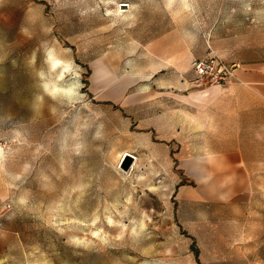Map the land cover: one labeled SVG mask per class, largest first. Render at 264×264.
<instances>
[{
	"label": "rangeland",
	"instance_id": "374dc122",
	"mask_svg": "<svg viewBox=\"0 0 264 264\" xmlns=\"http://www.w3.org/2000/svg\"><path fill=\"white\" fill-rule=\"evenodd\" d=\"M214 25L264 42V0H0V264H264V123L239 135L235 203L200 165L168 166L163 123L124 104L149 85V42L172 53ZM218 130L187 125L185 159Z\"/></svg>",
	"mask_w": 264,
	"mask_h": 264
},
{
	"label": "crops",
	"instance_id": "0c3cea01",
	"mask_svg": "<svg viewBox=\"0 0 264 264\" xmlns=\"http://www.w3.org/2000/svg\"><path fill=\"white\" fill-rule=\"evenodd\" d=\"M220 30L223 27L214 25L208 34L202 32L194 41L183 42L181 48L172 53H156L155 48L166 43L162 40L164 37L149 42V56L155 66L149 71V85L124 99V104L132 102L140 108L148 107L149 124L153 128L154 123H163L166 133L160 142L168 145L165 146L168 166L177 163L188 175L196 176L199 174L197 165H200L202 174L217 178V184L225 179L227 197L240 203L243 202L240 196L247 191L245 175L248 172L243 148L239 147V135L256 123H264V42L260 36L253 46L249 38L243 39L245 43L223 40L217 33ZM208 48L219 61L233 69V78L225 84L205 80L195 86L191 83L192 63L204 58ZM179 63L185 64L181 75L173 72L168 76L169 68ZM114 102L120 103L121 99L117 97ZM201 123H215L219 135L203 138L204 142L194 145L185 159L182 152L185 154L186 149L180 147L184 130L187 125L197 128ZM225 129H228L227 135H223Z\"/></svg>",
	"mask_w": 264,
	"mask_h": 264
},
{
	"label": "built area",
	"instance_id": "2783aa9c",
	"mask_svg": "<svg viewBox=\"0 0 264 264\" xmlns=\"http://www.w3.org/2000/svg\"><path fill=\"white\" fill-rule=\"evenodd\" d=\"M192 84L200 85L205 80L209 83L225 84L233 78V69L224 65L208 48L202 59L193 61L191 66Z\"/></svg>",
	"mask_w": 264,
	"mask_h": 264
},
{
	"label": "bare ground",
	"instance_id": "6f19581e",
	"mask_svg": "<svg viewBox=\"0 0 264 264\" xmlns=\"http://www.w3.org/2000/svg\"><path fill=\"white\" fill-rule=\"evenodd\" d=\"M118 11H120V10H118ZM59 63L62 64V65H61V68H60L59 72L56 74V77L57 78L62 77L64 70H67L70 67L68 61L61 60L60 58L56 57L55 55H51V68H55ZM127 69H128V67H127ZM137 71H134L132 73H129V76L130 77H133V78L134 77L142 76L141 73H138ZM75 85H76L75 83L70 82V83L66 84L65 86H61V85L59 86V85L56 84L55 81H53L52 82V87L50 89V92H53V91H61V92L65 93V94H67V95H70L71 93L74 92Z\"/></svg>",
	"mask_w": 264,
	"mask_h": 264
},
{
	"label": "water",
	"instance_id": "95a60500",
	"mask_svg": "<svg viewBox=\"0 0 264 264\" xmlns=\"http://www.w3.org/2000/svg\"><path fill=\"white\" fill-rule=\"evenodd\" d=\"M125 157L127 158V159H130V162L128 163V165L125 167L126 169H124L126 172L128 171V169H129V167H130V165H131V156H128V155H125ZM123 169V168H122Z\"/></svg>",
	"mask_w": 264,
	"mask_h": 264
}]
</instances>
